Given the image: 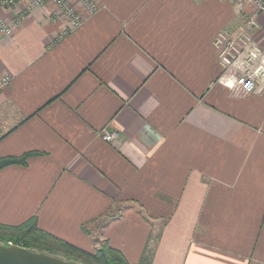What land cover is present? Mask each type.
<instances>
[{"label":"crops","instance_id":"crops-1","mask_svg":"<svg viewBox=\"0 0 264 264\" xmlns=\"http://www.w3.org/2000/svg\"><path fill=\"white\" fill-rule=\"evenodd\" d=\"M96 1L65 34L47 1L0 35V157L36 152L0 169V222L34 216L92 252L82 224L114 209L100 238L130 264L146 245L150 264H264V80L230 87L213 45L254 14L264 49V15L248 1Z\"/></svg>","mask_w":264,"mask_h":264},{"label":"built area","instance_id":"built-area-1","mask_svg":"<svg viewBox=\"0 0 264 264\" xmlns=\"http://www.w3.org/2000/svg\"><path fill=\"white\" fill-rule=\"evenodd\" d=\"M51 2L55 6L54 17H61L65 26L62 28L60 35L79 27L83 20L84 14H92L96 10L95 0H31L30 6L27 9L16 14L11 20H6L0 15V35L8 36L13 32V29L19 25L25 18L26 11L31 6ZM236 3L250 2L255 13L264 15V0H234ZM18 0H0V10L8 9L14 6ZM79 8H82L80 12ZM85 11V13H84ZM260 24L254 14L248 15L244 20L242 29L236 33L226 29L218 31L213 39V45L218 51V58L224 73H227L230 68H235L232 76L225 75L226 83L230 87L240 89L244 92L252 91L258 84L264 80V49L258 47L254 43V35L259 29ZM244 53L240 61L241 54ZM232 77V78H231ZM9 76H3L0 81V86L5 85L9 81ZM102 137L106 141L114 140L118 133L109 131L106 128L102 129Z\"/></svg>","mask_w":264,"mask_h":264},{"label":"trees","instance_id":"trees-1","mask_svg":"<svg viewBox=\"0 0 264 264\" xmlns=\"http://www.w3.org/2000/svg\"><path fill=\"white\" fill-rule=\"evenodd\" d=\"M35 153L27 151L19 155L1 156L0 169L8 165H24L28 157ZM115 212L114 209H111L102 216L104 219L97 224V234L99 237L102 232L101 229L114 217ZM92 222L94 221L92 220ZM82 230L98 242L97 237L92 235V231L87 223L82 224ZM100 239V244L91 252L42 230L37 226L34 216L19 224L0 222V242L2 243L13 242L33 250L61 256L77 264H130L119 249L112 247L107 239ZM152 253V248L146 245L138 264H150Z\"/></svg>","mask_w":264,"mask_h":264},{"label":"water","instance_id":"water-1","mask_svg":"<svg viewBox=\"0 0 264 264\" xmlns=\"http://www.w3.org/2000/svg\"><path fill=\"white\" fill-rule=\"evenodd\" d=\"M0 264H77L61 256L0 242Z\"/></svg>","mask_w":264,"mask_h":264},{"label":"rangeland","instance_id":"rangeland-1","mask_svg":"<svg viewBox=\"0 0 264 264\" xmlns=\"http://www.w3.org/2000/svg\"><path fill=\"white\" fill-rule=\"evenodd\" d=\"M95 1H96V0H95ZM96 3H97V1H96ZM98 8H99V5H98V3H97L95 12L98 10ZM77 9H78L80 12H82V10H83L82 8H80V9L77 8ZM20 12H21V11H20ZM20 12H18V13H20ZM95 12H94V13H95ZM18 13H17V14H18ZM92 14H93V13H92ZM25 18H26V14H25ZM25 18H24V20H25ZM24 20H23V21H24ZM23 21H22V22H23ZM22 22H21V23H22ZM21 23H20V24H21ZM17 26H18V25H17ZM17 26H16V27H17ZM14 29H15V28H14ZM14 29H13V30H14ZM102 219H104V218H99V221H98V222H97V220H96V222H92V223H89V224H88V227H89V228L91 229V231H92V235L95 236V237H97V239H98V242H96V246H98V245L100 244V242H101V239H100V237H99L98 234H97V224L100 223V221H101Z\"/></svg>","mask_w":264,"mask_h":264}]
</instances>
